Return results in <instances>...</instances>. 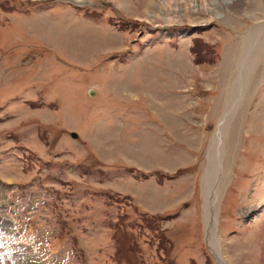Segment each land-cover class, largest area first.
I'll use <instances>...</instances> for the list:
<instances>
[{
  "label": "rangeland",
  "instance_id": "374dc122",
  "mask_svg": "<svg viewBox=\"0 0 264 264\" xmlns=\"http://www.w3.org/2000/svg\"><path fill=\"white\" fill-rule=\"evenodd\" d=\"M239 58L217 233L264 264V0H0V264H220Z\"/></svg>",
  "mask_w": 264,
  "mask_h": 264
},
{
  "label": "bare ground",
  "instance_id": "6f19581e",
  "mask_svg": "<svg viewBox=\"0 0 264 264\" xmlns=\"http://www.w3.org/2000/svg\"><path fill=\"white\" fill-rule=\"evenodd\" d=\"M76 2H79V0H75ZM227 1V0H226ZM259 28H252L251 31H256L258 33V36H260L261 31ZM260 32H259V31ZM251 57V56H250ZM240 59V58H239ZM253 59V58H252ZM249 60L247 61L246 65L240 59V62L237 64V70H239L238 77L235 79V81L232 84V87L229 91L230 96L227 100V109L225 110V113L220 121V125L217 131L216 141L213 139L214 143L211 145L210 151H209V171L206 173V177H204V185L206 188V229H207V237L209 240V243L211 244L212 248L215 251L216 259H218L220 264H227L226 259L222 255L221 247H220V238L217 233V223H218V216H219V210L218 206L214 207V194H218L223 188V186L220 184L222 183L220 180L223 179L222 175L220 176V170H218L217 161L221 159L222 156V148H220V144L223 142V138L225 135V130L228 126L229 116L232 114V111L230 113V109L233 108V101L236 100V96L239 95L240 89H242V86L244 85V75L247 76L245 73H249V70L251 68L248 67ZM253 63L254 61L251 60ZM250 62V63H251ZM243 65V66H242ZM249 77V76H248ZM239 102V101H238ZM234 111V110H233ZM227 139V138H226ZM220 142V143H219ZM228 166V165H227ZM227 178V177H226ZM215 179V181L212 183V181ZM226 181V180H225ZM220 182V183H219ZM212 183V184H211Z\"/></svg>",
  "mask_w": 264,
  "mask_h": 264
},
{
  "label": "water",
  "instance_id": "95a60500",
  "mask_svg": "<svg viewBox=\"0 0 264 264\" xmlns=\"http://www.w3.org/2000/svg\"><path fill=\"white\" fill-rule=\"evenodd\" d=\"M90 93L93 94V90H91ZM72 135H73L74 137H78L77 133H75V132H73Z\"/></svg>",
  "mask_w": 264,
  "mask_h": 264
}]
</instances>
